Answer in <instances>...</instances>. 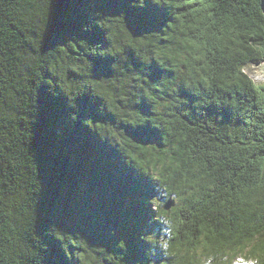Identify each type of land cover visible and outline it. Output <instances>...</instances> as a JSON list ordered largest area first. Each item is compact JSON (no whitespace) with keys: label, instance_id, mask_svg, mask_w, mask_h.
<instances>
[{"label":"trees","instance_id":"1","mask_svg":"<svg viewBox=\"0 0 264 264\" xmlns=\"http://www.w3.org/2000/svg\"><path fill=\"white\" fill-rule=\"evenodd\" d=\"M262 13L0 0V264H264Z\"/></svg>","mask_w":264,"mask_h":264},{"label":"rangeland","instance_id":"2","mask_svg":"<svg viewBox=\"0 0 264 264\" xmlns=\"http://www.w3.org/2000/svg\"><path fill=\"white\" fill-rule=\"evenodd\" d=\"M245 72L251 77L256 84H264V63L253 65L246 68ZM235 264H249L245 259H240Z\"/></svg>","mask_w":264,"mask_h":264},{"label":"snow or ice","instance_id":"3","mask_svg":"<svg viewBox=\"0 0 264 264\" xmlns=\"http://www.w3.org/2000/svg\"><path fill=\"white\" fill-rule=\"evenodd\" d=\"M262 15H264V13H262ZM250 47H252L256 52L264 55V44L260 45L259 47H257L256 45H250ZM201 57H197V59H200ZM262 96H264V84L259 85V88L257 89ZM260 167L264 168V158L261 159L260 162H258Z\"/></svg>","mask_w":264,"mask_h":264},{"label":"water","instance_id":"4","mask_svg":"<svg viewBox=\"0 0 264 264\" xmlns=\"http://www.w3.org/2000/svg\"><path fill=\"white\" fill-rule=\"evenodd\" d=\"M261 9L264 13V0H261ZM175 207V202L172 200H169V202L164 207L165 210L169 211L171 208Z\"/></svg>","mask_w":264,"mask_h":264}]
</instances>
